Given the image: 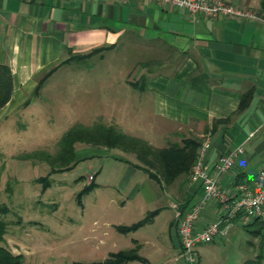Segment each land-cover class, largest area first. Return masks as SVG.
I'll list each match as a JSON object with an SVG mask.
<instances>
[{
    "label": "crops",
    "instance_id": "crops-1",
    "mask_svg": "<svg viewBox=\"0 0 264 264\" xmlns=\"http://www.w3.org/2000/svg\"><path fill=\"white\" fill-rule=\"evenodd\" d=\"M227 1L264 15V0ZM0 65L11 76L0 123L30 107L54 74L68 69L70 81L80 85L99 73L106 92L127 93L128 99L115 97L93 118L114 122L155 148L168 146L170 137L172 143L183 137L202 143L210 137L205 163L212 175L216 158L242 146L233 168L217 176L232 192L251 183L264 166V24L257 20L194 18L170 4L148 0H0ZM132 74L134 81L129 79ZM135 105L143 108L137 112L139 121L129 110ZM140 124L149 133L137 131ZM79 151L78 161L101 156L108 161L104 186L125 194L122 200L107 199L118 215L103 221L105 227L88 239L89 251L103 247L100 259L90 263L106 264L110 254L133 250L142 260L121 264H188L179 256L172 203L190 207L203 193L199 180L180 175L163 186L120 149L89 147L81 156ZM102 168L92 172V180L102 177ZM148 214L152 217L145 224L120 229ZM213 218L215 206L208 204L200 224ZM242 223L231 221L224 237ZM215 243L195 248L196 264H214L215 257L209 255ZM201 255L208 259L202 261Z\"/></svg>",
    "mask_w": 264,
    "mask_h": 264
},
{
    "label": "rangeland",
    "instance_id": "rangeland-1",
    "mask_svg": "<svg viewBox=\"0 0 264 264\" xmlns=\"http://www.w3.org/2000/svg\"><path fill=\"white\" fill-rule=\"evenodd\" d=\"M101 79L98 73L86 83L74 85L65 69L46 81L30 107L0 123V220L6 223L5 245L13 254L21 255V264H90L101 257L103 247L91 252L87 241L100 231L98 228L105 227L103 221L116 220L118 213L106 204L107 199H125V194H117L114 188L104 186L108 161L102 156L88 158L76 161L65 172H51L46 160L23 157L26 154L34 156L38 151L54 155L57 142L74 125L91 127L99 122L113 124L122 131V126L114 122L93 118L101 111V105L113 102L115 97H127V93L106 92ZM129 79L134 81L136 76L132 74ZM136 105L129 110L132 118L139 121L137 112L142 113L143 108L138 110ZM137 131L149 133L147 126L141 124ZM167 141L171 144L172 137ZM89 147L98 146L76 144L80 156L84 154L81 150ZM120 154L135 159L133 154ZM102 165V177H96L92 189L83 191L91 182L92 172ZM139 165L145 167L142 163ZM44 177L49 183L45 190L43 182L38 181ZM3 208L7 211L2 212ZM91 228L96 231L91 233ZM229 234L213 240L216 243L209 256L215 257L214 264H240L255 256L257 238L247 235L241 226ZM201 256L202 261L208 259Z\"/></svg>",
    "mask_w": 264,
    "mask_h": 264
},
{
    "label": "trees",
    "instance_id": "trees-1",
    "mask_svg": "<svg viewBox=\"0 0 264 264\" xmlns=\"http://www.w3.org/2000/svg\"><path fill=\"white\" fill-rule=\"evenodd\" d=\"M10 92V72L7 68L0 65V106L8 100ZM78 143L105 146L110 149L117 148L123 152L133 154L138 162V164H133L135 167L142 169L151 178L161 182L163 186H167L180 175L191 176L192 166L196 161L201 140L196 137H183L180 142L168 144V146L163 148H155L140 138L122 132L113 124L105 125L98 122L91 127L80 124L72 126L57 142V152L54 155L38 151L33 154L34 156L26 154L23 157L46 160L51 166V172H65L70 170L78 161L76 159V144ZM139 163L144 164L145 167L140 166ZM93 177L92 175L90 184L83 191L86 192L94 187ZM38 181L43 182V190L49 185L47 177L39 178ZM5 211L7 210L3 208L2 212ZM151 217L152 214H148L144 219L132 226L120 227V229H135L148 222ZM245 219L241 213H237L232 217L231 221H244ZM241 227L247 235L257 238L258 242L255 256L244 259L240 264H264V219L253 218L248 222H243ZM5 233L6 223L0 220V264H21V255L13 254L5 245ZM130 260L142 259L135 251L131 250L110 254L105 263L121 264Z\"/></svg>",
    "mask_w": 264,
    "mask_h": 264
},
{
    "label": "built area",
    "instance_id": "built-area-1",
    "mask_svg": "<svg viewBox=\"0 0 264 264\" xmlns=\"http://www.w3.org/2000/svg\"><path fill=\"white\" fill-rule=\"evenodd\" d=\"M170 4L185 10L194 18H225L240 16L254 19L264 24V15L250 10L235 7L227 0H148ZM211 148L210 137H205L201 143L199 154L191 170V178L199 180L203 193L195 202L186 208H180L175 202V229L179 240V256L188 264L196 263L195 248L225 235L234 215L241 213L246 219H264V166L256 174L251 183L239 184L235 191L222 186L217 176L230 171L237 157L243 153L242 146H236L220 155L212 164L215 175L210 173L205 163V156ZM91 179V176H90ZM208 204L215 206V218L200 224L202 212Z\"/></svg>",
    "mask_w": 264,
    "mask_h": 264
}]
</instances>
